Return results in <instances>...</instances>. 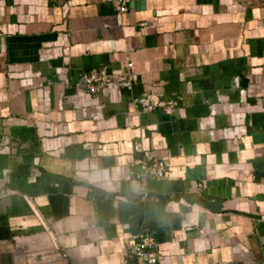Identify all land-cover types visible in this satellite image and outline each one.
Segmentation results:
<instances>
[{
  "label": "crops",
  "instance_id": "0c3cea01",
  "mask_svg": "<svg viewBox=\"0 0 264 264\" xmlns=\"http://www.w3.org/2000/svg\"><path fill=\"white\" fill-rule=\"evenodd\" d=\"M140 233L264 264V0H0V264H134Z\"/></svg>",
  "mask_w": 264,
  "mask_h": 264
},
{
  "label": "built area",
  "instance_id": "2783aa9c",
  "mask_svg": "<svg viewBox=\"0 0 264 264\" xmlns=\"http://www.w3.org/2000/svg\"><path fill=\"white\" fill-rule=\"evenodd\" d=\"M117 9L119 12L127 11L128 0H116ZM129 66H131L129 64ZM131 73L128 72L124 76L111 78L104 72L92 73L84 76L88 90L91 94H97L104 91L110 85L115 84L119 87L131 86ZM140 104L145 110L152 109L149 99L140 100ZM161 105H165V102H161ZM173 102H169L172 106ZM136 150L140 151V146H136ZM145 172L142 175V179H163L166 173V165L163 160H151L145 161L143 166ZM131 246V253L135 259L134 264H158V257L156 254L157 240L154 235L150 233H140L135 239H131L129 242Z\"/></svg>",
  "mask_w": 264,
  "mask_h": 264
}]
</instances>
